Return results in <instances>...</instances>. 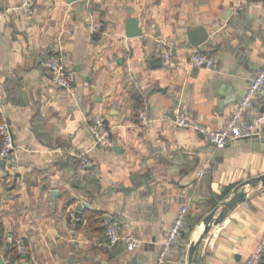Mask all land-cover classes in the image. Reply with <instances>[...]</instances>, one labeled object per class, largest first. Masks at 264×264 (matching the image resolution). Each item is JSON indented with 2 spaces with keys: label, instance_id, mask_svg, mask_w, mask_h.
<instances>
[{
  "label": "crops",
  "instance_id": "1",
  "mask_svg": "<svg viewBox=\"0 0 264 264\" xmlns=\"http://www.w3.org/2000/svg\"><path fill=\"white\" fill-rule=\"evenodd\" d=\"M23 2L0 0V113L15 140L0 164V254L10 261L7 249L21 239L26 249L12 264H69L72 256V264H156L186 204L192 230L165 264H189L205 216L240 183L264 174V142L252 134L216 148L201 132L178 126L176 114L184 109L213 127L230 118L237 102L227 97L242 99L264 64V0H37L32 13ZM133 16L138 37L126 31ZM91 20L103 21V30L91 34ZM199 25L210 33L206 50L215 68L186 64L188 32ZM165 44L178 66L161 59ZM53 54L76 71L72 89L39 64ZM144 108L147 122L139 116ZM99 114L117 150L96 143L89 124ZM257 118V133H264V95L243 122ZM246 191L206 234L193 264H244L264 239V185ZM81 200L92 209L75 223L70 212ZM111 222L142 245L129 251L122 242L116 256L105 236Z\"/></svg>",
  "mask_w": 264,
  "mask_h": 264
},
{
  "label": "built area",
  "instance_id": "2",
  "mask_svg": "<svg viewBox=\"0 0 264 264\" xmlns=\"http://www.w3.org/2000/svg\"><path fill=\"white\" fill-rule=\"evenodd\" d=\"M37 0H24L23 6L29 13L33 12ZM104 28V23L101 20H91L88 25V30L95 35L101 32ZM161 59L168 67H176L181 61L175 53L173 47L165 44L164 49L160 53ZM39 64L48 70L52 75V80L55 84L72 89L77 81L76 71L68 65L61 54H53L43 57L39 60ZM186 64L189 68L208 67L215 68L217 66L216 57L207 50L193 46V49L187 58ZM264 95V64L256 72L251 80L244 97L236 104L233 112L228 120L220 127H213L203 124L196 120L192 114L184 109H180L175 118V123L180 127L191 128L197 132H201L216 148H224L230 142L246 138L257 132L258 127L262 124L263 119L257 118L251 123H244V115L246 111L252 107L253 101ZM141 122H147L148 110L142 109L140 112ZM91 132L94 134L96 143L107 147H113L114 141L111 136V126L107 118L103 114H99L89 124ZM15 149V140L8 121L0 113V157L8 159L11 157ZM71 217L75 216V212H70ZM188 206L183 204L174 220L169 226L162 242L161 250L158 254L156 264H165L183 248V234L187 228ZM106 242L113 244L116 241H121L126 244L129 251H133L140 247L143 241L134 236H122L121 226L117 222H111L106 228ZM19 250L24 252L26 247L21 239L17 240ZM264 256V239L258 243L251 252L250 257L244 264H259Z\"/></svg>",
  "mask_w": 264,
  "mask_h": 264
},
{
  "label": "water",
  "instance_id": "3",
  "mask_svg": "<svg viewBox=\"0 0 264 264\" xmlns=\"http://www.w3.org/2000/svg\"><path fill=\"white\" fill-rule=\"evenodd\" d=\"M69 2H83L85 0H68ZM127 35L129 37H138L142 35V30L140 26V20L137 17H130L127 21ZM188 39L190 43L193 46H199L203 49H209L211 45V40H210V33L207 30V28L204 25H199L194 28H192L188 32ZM212 51V50H211ZM255 76V75H254ZM253 76V77H254ZM239 96H228L227 97V102L230 103H235L238 104L239 101H237ZM254 138L257 139V141L264 142V133H254L253 134ZM119 147L117 146L116 143H114L113 149L117 150ZM0 164L5 165V159L0 157ZM259 183H262L264 185V174H260L259 176L249 178L245 180L244 182L240 183L238 186H236L233 189V194L228 196L226 200H223L220 205L212 210L205 218L203 219V224H204V229L203 232L200 234L199 238L197 240H194L191 242L190 247H189V264H193V262H199L198 260V254H199V248L200 245L206 236V234L211 230L213 225L220 223L222 220L225 219L227 214L229 213L230 210H232L234 207H236L239 203L245 201L248 196V192L246 191V187L248 185L251 186H257ZM56 196H57V190L54 189L51 192V197L53 199V203H56ZM221 209L218 212V209ZM85 209H92V205L90 202L87 200H81L78 202L76 210H75V219L74 222L77 223L82 216V213L84 212ZM110 249L114 252L116 256L121 255L122 252L125 250V246L121 241H116L113 243L110 247ZM69 264H72L74 262V257H70L68 260ZM0 264H12L11 261L5 260L4 256L0 254Z\"/></svg>",
  "mask_w": 264,
  "mask_h": 264
},
{
  "label": "trees",
  "instance_id": "4",
  "mask_svg": "<svg viewBox=\"0 0 264 264\" xmlns=\"http://www.w3.org/2000/svg\"><path fill=\"white\" fill-rule=\"evenodd\" d=\"M234 185H229L225 188L222 196L225 197L227 196L233 189ZM93 215V214H92ZM92 215L88 216L87 219H88V222H90V220L92 219ZM82 222L79 223L78 226H80ZM192 225L189 223V216H188V219H187V228L183 234V239H185V235L187 233H189L191 230H192ZM13 246L8 248L7 249V256L9 258L10 261L14 262L15 260L19 259L22 257L23 253L24 252H20L19 249H18V245L16 242H13ZM3 245V238H2V235L0 234V246ZM259 264H264V256H263V260L259 263Z\"/></svg>",
  "mask_w": 264,
  "mask_h": 264
},
{
  "label": "rangeland",
  "instance_id": "5",
  "mask_svg": "<svg viewBox=\"0 0 264 264\" xmlns=\"http://www.w3.org/2000/svg\"><path fill=\"white\" fill-rule=\"evenodd\" d=\"M203 229H204V227H203ZM203 229H202V232H203ZM198 239V238H197Z\"/></svg>",
  "mask_w": 264,
  "mask_h": 264
}]
</instances>
